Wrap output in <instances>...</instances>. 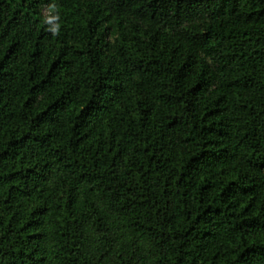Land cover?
<instances>
[{"label":"trees","instance_id":"1","mask_svg":"<svg viewBox=\"0 0 264 264\" xmlns=\"http://www.w3.org/2000/svg\"><path fill=\"white\" fill-rule=\"evenodd\" d=\"M0 264H264V0H0Z\"/></svg>","mask_w":264,"mask_h":264}]
</instances>
